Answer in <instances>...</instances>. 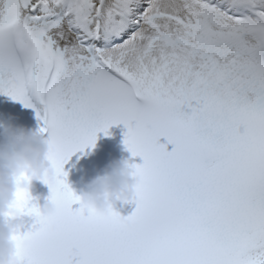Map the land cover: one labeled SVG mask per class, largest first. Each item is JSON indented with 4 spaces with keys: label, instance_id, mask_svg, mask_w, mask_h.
<instances>
[{
    "label": "snow or ice",
    "instance_id": "6c2138e0",
    "mask_svg": "<svg viewBox=\"0 0 264 264\" xmlns=\"http://www.w3.org/2000/svg\"><path fill=\"white\" fill-rule=\"evenodd\" d=\"M0 95L55 174L54 217L17 190V264H264V0H0ZM116 124L142 160L131 232L74 210L64 171Z\"/></svg>",
    "mask_w": 264,
    "mask_h": 264
},
{
    "label": "clouds",
    "instance_id": "9594fccd",
    "mask_svg": "<svg viewBox=\"0 0 264 264\" xmlns=\"http://www.w3.org/2000/svg\"><path fill=\"white\" fill-rule=\"evenodd\" d=\"M49 152L48 138L40 132L16 123L14 117L0 123V264H17V245L13 237L21 233L26 216L13 207L17 190L27 192L33 201L38 197L31 194L32 181L47 187L55 182L47 159ZM132 165L131 157L122 156L110 160L100 174L90 179L81 177L77 195L79 207L104 216L117 204L123 207L132 203L140 182ZM22 175H26L27 180L18 183ZM36 206L42 217L51 218L57 214L56 205L48 197ZM120 216L127 231L137 229L138 225L128 219L129 215Z\"/></svg>",
    "mask_w": 264,
    "mask_h": 264
},
{
    "label": "rangeland",
    "instance_id": "374dc122",
    "mask_svg": "<svg viewBox=\"0 0 264 264\" xmlns=\"http://www.w3.org/2000/svg\"><path fill=\"white\" fill-rule=\"evenodd\" d=\"M9 117H14L16 123L36 131L41 126L33 109L25 108L19 102L0 95V123L6 122ZM126 131L127 129L123 124H116L108 129L107 135L104 132H98L94 147L86 148L83 152H77L64 165V171L67 173L66 182L76 195H79V181L81 177L90 179L100 174L110 160L127 156L131 157L132 163H142L140 157H132L131 153L126 150L123 144ZM44 136L47 138L46 134ZM161 142L163 143L164 141L161 140ZM32 185L31 194L33 197H38V199H34L31 203L43 204L49 195L48 187L37 181H32ZM78 207L79 204L73 205L74 210ZM134 210L135 204L133 202L125 204L123 207L117 204L114 208V211L122 216L130 215ZM24 219L25 226L21 229V233L29 230L34 222V218L32 217L25 216Z\"/></svg>",
    "mask_w": 264,
    "mask_h": 264
},
{
    "label": "bare ground",
    "instance_id": "6f19581e",
    "mask_svg": "<svg viewBox=\"0 0 264 264\" xmlns=\"http://www.w3.org/2000/svg\"><path fill=\"white\" fill-rule=\"evenodd\" d=\"M10 99V98H9ZM14 103V102H13ZM10 104V103H9Z\"/></svg>",
    "mask_w": 264,
    "mask_h": 264
}]
</instances>
